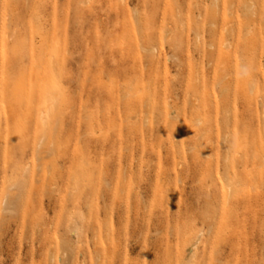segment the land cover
I'll use <instances>...</instances> for the list:
<instances>
[{
    "label": "rangeland",
    "instance_id": "rangeland-1",
    "mask_svg": "<svg viewBox=\"0 0 264 264\" xmlns=\"http://www.w3.org/2000/svg\"><path fill=\"white\" fill-rule=\"evenodd\" d=\"M0 264H264V0H0Z\"/></svg>",
    "mask_w": 264,
    "mask_h": 264
}]
</instances>
